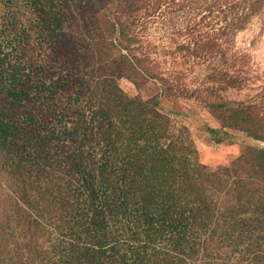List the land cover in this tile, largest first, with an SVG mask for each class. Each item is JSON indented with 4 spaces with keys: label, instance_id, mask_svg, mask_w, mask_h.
<instances>
[{
    "label": "trees",
    "instance_id": "1",
    "mask_svg": "<svg viewBox=\"0 0 264 264\" xmlns=\"http://www.w3.org/2000/svg\"><path fill=\"white\" fill-rule=\"evenodd\" d=\"M105 1L0 0V264H264V152L211 170L128 98Z\"/></svg>",
    "mask_w": 264,
    "mask_h": 264
},
{
    "label": "rangeland",
    "instance_id": "2",
    "mask_svg": "<svg viewBox=\"0 0 264 264\" xmlns=\"http://www.w3.org/2000/svg\"><path fill=\"white\" fill-rule=\"evenodd\" d=\"M103 5L108 40L97 36L98 48L120 66V90L156 101L175 133L186 131L200 164L254 168L264 152V0Z\"/></svg>",
    "mask_w": 264,
    "mask_h": 264
}]
</instances>
